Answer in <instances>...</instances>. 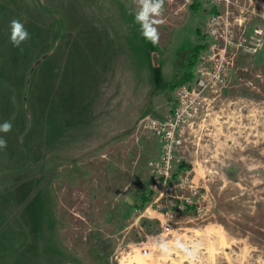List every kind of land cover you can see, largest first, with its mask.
<instances>
[{"label":"rangeland","instance_id":"1","mask_svg":"<svg viewBox=\"0 0 264 264\" xmlns=\"http://www.w3.org/2000/svg\"><path fill=\"white\" fill-rule=\"evenodd\" d=\"M217 1L164 2L153 46L137 0H0V264H264V0ZM213 44L223 80L158 183L144 118L172 109L177 55L202 46L192 86Z\"/></svg>","mask_w":264,"mask_h":264},{"label":"built area","instance_id":"2","mask_svg":"<svg viewBox=\"0 0 264 264\" xmlns=\"http://www.w3.org/2000/svg\"><path fill=\"white\" fill-rule=\"evenodd\" d=\"M185 3H190L192 0H183ZM216 1L217 0H212ZM165 3H176L177 0H164ZM215 16H212L207 22V29L211 31L216 27ZM211 36L216 35L212 32ZM223 45H226V43ZM218 52L215 54L221 55V60L218 64H211V57H206L197 68V80L194 85L182 84L175 90V101L172 109L166 112L162 117L147 115L143 121V129L151 133L156 138L161 147V154L157 161H149V167L155 173L158 183H165L169 178V172L173 170L178 163V153L182 148L183 140L181 128L189 126L191 120L195 117L197 110L201 106L204 93L212 88L215 84L220 83L224 77V65L222 60L226 53V47L220 49L218 45L213 44ZM214 54V55H215ZM183 182H188V179H181ZM181 207V206H179Z\"/></svg>","mask_w":264,"mask_h":264},{"label":"clouds","instance_id":"3","mask_svg":"<svg viewBox=\"0 0 264 264\" xmlns=\"http://www.w3.org/2000/svg\"><path fill=\"white\" fill-rule=\"evenodd\" d=\"M164 0H137L133 12L134 22L139 25L140 35L153 46L159 43L158 25L163 23L158 19L163 13ZM9 41L13 47L20 48L31 38V34L20 20H13L9 25ZM13 125L10 121L0 123V133L11 132ZM7 147V140L0 135V150ZM131 203V200H128Z\"/></svg>","mask_w":264,"mask_h":264},{"label":"trees","instance_id":"4","mask_svg":"<svg viewBox=\"0 0 264 264\" xmlns=\"http://www.w3.org/2000/svg\"><path fill=\"white\" fill-rule=\"evenodd\" d=\"M197 5V4H196ZM196 8V6H192ZM202 48L201 45H195L192 49H189L185 52H180L177 55L175 61V70H174V77L169 85V89L174 90L177 86L185 83L191 77V67L195 62L200 49ZM185 165L180 164L179 169H182ZM142 191L138 194V198L140 200L139 205H135L136 207H140L144 205V203L148 200L150 193L148 190L144 188L141 189Z\"/></svg>","mask_w":264,"mask_h":264},{"label":"crops","instance_id":"5","mask_svg":"<svg viewBox=\"0 0 264 264\" xmlns=\"http://www.w3.org/2000/svg\"><path fill=\"white\" fill-rule=\"evenodd\" d=\"M64 74H67V73H64ZM191 155H193L192 153H191ZM192 161V160H191ZM197 163V162H196Z\"/></svg>","mask_w":264,"mask_h":264}]
</instances>
